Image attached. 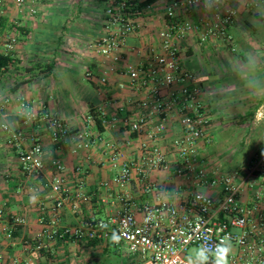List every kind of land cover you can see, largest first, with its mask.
Instances as JSON below:
<instances>
[{
  "label": "crops",
  "instance_id": "0c3cea01",
  "mask_svg": "<svg viewBox=\"0 0 264 264\" xmlns=\"http://www.w3.org/2000/svg\"><path fill=\"white\" fill-rule=\"evenodd\" d=\"M138 1L144 13L135 18L138 27L116 60L104 57L98 45L113 0H26L23 6L16 0L0 1V55L10 58L0 70V264H105L112 253L128 260L127 249L111 240L50 242L46 235L117 216L123 198L140 207L161 201L179 204L195 191L223 197L221 188L200 187L195 176L174 173L175 141L184 135L181 107L173 106L165 117L154 116L141 133L128 125L138 115L134 103L150 94L132 84L129 72L147 69L166 53L159 34L170 23L166 7L171 0ZM224 8L238 12L230 45L236 53L215 41L201 43L204 24L216 20L204 1L191 12L178 13L199 27L182 44L179 60L184 71L198 78L199 99L211 115L207 132L212 142H199L194 163L211 176H236L243 186L241 206L264 211V0H225ZM252 53L259 60L255 68L248 60ZM250 80H255L253 86ZM23 103L32 106L37 119L26 122ZM51 117L67 130L58 141L51 137ZM13 132H21L22 139L13 140ZM32 139L44 150L40 179L21 169L20 152L31 147ZM155 150L174 163L170 170L153 171L144 163ZM55 161L64 167L72 196L57 212L58 196L49 186L57 176ZM124 163L132 165V177L123 188L116 179ZM149 183L154 190H147ZM78 191L83 198L75 197ZM40 234L47 246L41 250L34 243Z\"/></svg>",
  "mask_w": 264,
  "mask_h": 264
},
{
  "label": "built area",
  "instance_id": "2783aa9c",
  "mask_svg": "<svg viewBox=\"0 0 264 264\" xmlns=\"http://www.w3.org/2000/svg\"><path fill=\"white\" fill-rule=\"evenodd\" d=\"M202 1L205 2L171 0L168 3L166 17L170 23L159 34L166 53L156 56L147 69H131L129 72L132 84L148 89L150 94L134 103V112L136 109L138 115L128 125L133 132L141 133L154 116L165 117L173 106L181 107L184 135L175 141V164L169 162L166 155L158 150L150 153L144 163L153 171H168L174 164L177 177L193 175L200 187L221 188L223 197L216 199L202 191H195L189 200L179 204L161 201L140 207L123 198V209L117 216L88 220L72 228L55 229L46 235L50 242L67 239L74 242L111 240L113 245L127 249V264H192L197 249L203 246L208 256L203 264H214L216 245L223 241L237 252L230 254L229 264H264V211L246 210L241 206L243 186L236 176H211L206 170L196 168L194 163L199 142H212L207 132L211 115L209 108L199 99L202 89L197 85L198 78L184 71L179 60L182 44L187 43L199 27L190 20H181L178 13L191 12ZM16 2L18 6H23L26 0ZM224 5L225 0H209L205 7L213 10L216 20L204 24L200 41H215L236 53V48L230 45L238 12L226 9ZM143 13L144 9L138 0H113L105 11L106 34L98 44L99 52L104 57L116 60L127 37L138 27L135 18L141 17ZM15 42L16 39L13 38L8 47L11 49ZM174 86H179V89L173 90ZM165 90H168L167 96L164 94ZM22 107L26 122L38 118V114L28 103H23ZM48 122L53 141H58L67 134L59 119L51 117ZM3 129L8 131L9 127L3 126ZM22 137L21 132H13L11 135L16 142ZM31 141V147L20 152L21 169L27 177L40 179L46 167L44 150L42 144L35 139ZM53 165L57 176L49 186L58 196L54 207L57 212L72 196L62 175L63 165L57 161ZM142 173L147 179V172L142 170ZM131 177L132 165L124 163L116 182L124 188L130 184ZM154 189V184L147 185L148 191ZM75 197L83 198L82 191L76 192ZM137 213H140L141 219ZM2 214L0 209V216ZM44 236L40 234L35 238L34 243L39 250L47 247L43 243ZM10 264L19 263L13 260Z\"/></svg>",
  "mask_w": 264,
  "mask_h": 264
},
{
  "label": "clouds",
  "instance_id": "9594fccd",
  "mask_svg": "<svg viewBox=\"0 0 264 264\" xmlns=\"http://www.w3.org/2000/svg\"><path fill=\"white\" fill-rule=\"evenodd\" d=\"M209 0H205V6H207ZM249 63L253 66V68L259 66L258 57L252 53L249 54L248 57ZM255 84V80H250L249 85L253 86ZM30 202H35L34 198L30 197ZM231 254V247L227 246L223 241L216 245L214 251V264H229V256ZM208 259L206 251L203 246L199 247L195 253V260L192 264H203L204 261Z\"/></svg>",
  "mask_w": 264,
  "mask_h": 264
},
{
  "label": "rangeland",
  "instance_id": "374dc122",
  "mask_svg": "<svg viewBox=\"0 0 264 264\" xmlns=\"http://www.w3.org/2000/svg\"><path fill=\"white\" fill-rule=\"evenodd\" d=\"M261 187V186H260ZM259 187V190L261 188ZM263 194V191H260L258 195ZM105 264H127V259L123 257V255H116L115 253H112L110 257L105 259Z\"/></svg>",
  "mask_w": 264,
  "mask_h": 264
},
{
  "label": "trees",
  "instance_id": "16d2710c",
  "mask_svg": "<svg viewBox=\"0 0 264 264\" xmlns=\"http://www.w3.org/2000/svg\"><path fill=\"white\" fill-rule=\"evenodd\" d=\"M4 21L0 19V26L3 24ZM10 58L8 56L0 55V70L5 69L9 65Z\"/></svg>",
  "mask_w": 264,
  "mask_h": 264
}]
</instances>
